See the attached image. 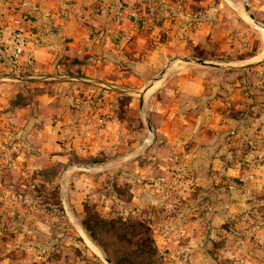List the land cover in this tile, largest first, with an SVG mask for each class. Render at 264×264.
<instances>
[{
    "label": "rangeland",
    "instance_id": "374dc122",
    "mask_svg": "<svg viewBox=\"0 0 264 264\" xmlns=\"http://www.w3.org/2000/svg\"><path fill=\"white\" fill-rule=\"evenodd\" d=\"M123 13L126 28L113 33L114 50L108 48L115 60L108 58L110 63L104 68L105 62L95 63L96 52L84 47L81 59L70 61L82 63L85 70L96 64L99 77L91 79L78 71L65 73L82 87L75 103H69L75 110L69 112L73 128L60 126L53 142L47 137L45 141L41 137L28 140L24 134L15 142L7 137L1 142L0 264H106L101 249L82 228L86 212L101 219L143 224L146 229L131 239L140 243L147 234L161 264H264V227L259 237H250L253 223L236 220L235 215L219 225L196 223L200 230L194 247L181 246L186 239L179 240L174 230L182 224L168 218V213L176 210L170 209L169 200L175 193L168 186L176 178L182 180L184 173L174 178L170 171L171 165L178 168L175 174L185 168V150L175 149L173 144L164 152L157 148L156 153L151 137L140 155L135 152L142 142V121L151 131L150 120L154 119L143 106L144 92L166 71H172L167 75L171 79L179 70L177 65L215 67L229 74L223 78L227 88L222 85L225 82L217 87L237 88L249 102L264 100V53L252 64L242 65L244 58L264 45V0H130ZM87 34L98 37L101 32L88 30ZM138 50L146 51L152 61L145 69L132 67ZM172 64L175 67L170 69ZM106 73L111 77L106 78ZM158 94L156 90L151 95L156 99ZM158 99L166 101L161 96ZM22 102L18 100L20 105ZM57 102L56 97L54 104ZM225 111L227 117L238 118L233 116L237 111ZM247 144L241 146L248 148ZM127 153L132 155L127 157ZM259 157L251 158V163L263 164ZM158 166L164 167L162 173L156 171ZM64 169L71 170L63 175ZM145 181L152 186L140 193ZM156 182L165 187L158 190L161 194L154 191ZM203 189L190 194L207 198L214 193L211 188ZM161 195L166 204L159 200ZM247 210L248 215L255 214L254 207ZM261 211L264 213V207ZM91 234L102 242L114 240L105 231ZM109 247L121 255V249Z\"/></svg>",
    "mask_w": 264,
    "mask_h": 264
},
{
    "label": "crops",
    "instance_id": "0c3cea01",
    "mask_svg": "<svg viewBox=\"0 0 264 264\" xmlns=\"http://www.w3.org/2000/svg\"><path fill=\"white\" fill-rule=\"evenodd\" d=\"M126 1L130 0H0V145L7 138L15 142L22 138V134L27 135L28 140L41 137L45 141L47 137L48 142H53L57 137L56 130L70 125L72 116L69 112L75 110L69 105L75 103L82 87L72 82L75 77L65 73L84 72L91 79L99 78L96 64L85 70L82 63L71 64L70 61L80 60L84 47L96 52L95 63L105 62L104 68L110 63L108 58L116 59L108 48L114 50L113 33L126 28L123 13ZM22 4L25 5L23 9ZM88 30L101 34L89 37ZM17 31L25 40L19 54H15L13 38ZM262 53L264 45L244 58L242 65L252 64ZM136 55L132 67L138 65L145 69L152 62L146 51L138 50ZM172 65L170 69L175 67ZM177 68L179 70L171 79L167 76L170 71H166L145 90L143 106L154 118L150 120L152 132L142 121V138L139 136L142 142L135 152L140 155L143 144L151 137H154L152 142L156 153L159 150L164 152L173 144L174 148L185 150V161L182 162L185 168L181 167L175 174L178 168L171 165L170 171L174 178L184 173L182 180L176 178L168 186L175 193L169 200L170 209L176 208L168 213V218L182 224L174 230L179 240L186 239L185 245L181 246L194 247L200 230L196 223L219 225L234 215L236 220L241 218L253 223L255 228L249 236L259 237L264 227L261 225L264 223L261 211L264 207V161L261 165L255 164L251 163V158L260 156L264 160V100L249 102V99H242L239 89L227 90L223 78L229 74L218 72L215 67L193 66L192 70L184 64L177 65ZM108 77L111 74L106 73ZM224 82L222 85L226 88L216 86ZM156 90L159 94L154 99L151 94ZM160 96L165 98L164 103L158 99ZM56 97L58 102L54 104ZM19 99L25 103L20 105ZM224 110L237 111L233 116L238 118L227 117ZM244 111L247 112L242 114ZM41 122L43 127L39 126ZM242 143H248V148L241 146ZM132 153H127V157ZM159 167L156 171L162 173L164 167L161 166V170ZM70 170L64 169L63 175ZM160 179L158 177L157 181ZM147 182L140 186V193L152 186ZM195 186L198 191L207 187L214 193L207 198L193 197L190 192ZM153 188L157 192L165 189L159 182L153 183ZM165 199L161 195L159 200L166 204ZM249 207H254L255 214H247ZM74 208L77 210L75 205ZM217 216L219 220L215 222Z\"/></svg>",
    "mask_w": 264,
    "mask_h": 264
},
{
    "label": "trees",
    "instance_id": "16d2710c",
    "mask_svg": "<svg viewBox=\"0 0 264 264\" xmlns=\"http://www.w3.org/2000/svg\"><path fill=\"white\" fill-rule=\"evenodd\" d=\"M82 220V228L85 233L94 241L101 249L103 255L110 261V264H161L160 256L157 253L155 245L147 234L140 238V243H134L131 236L137 232L146 229V227L138 221L124 223L118 218H104L102 216H95L89 212ZM100 217V218H99ZM103 218V217H102ZM93 225L88 226V223L94 221ZM98 222V224H97ZM97 228L93 229L95 226ZM94 226V227H93ZM111 234L114 240L103 242L95 238L91 232L93 231ZM113 230V233L112 231ZM114 231L119 233L114 234ZM109 246L118 247L121 249V255L112 252Z\"/></svg>",
    "mask_w": 264,
    "mask_h": 264
},
{
    "label": "built area",
    "instance_id": "2783aa9c",
    "mask_svg": "<svg viewBox=\"0 0 264 264\" xmlns=\"http://www.w3.org/2000/svg\"><path fill=\"white\" fill-rule=\"evenodd\" d=\"M24 4L21 5V8L23 9L24 8ZM13 38H14V41H15V44H16V49H15V54H19L21 52V47L22 45L24 44V38L22 36V34L17 31L13 34Z\"/></svg>",
    "mask_w": 264,
    "mask_h": 264
},
{
    "label": "water",
    "instance_id": "95a60500",
    "mask_svg": "<svg viewBox=\"0 0 264 264\" xmlns=\"http://www.w3.org/2000/svg\"><path fill=\"white\" fill-rule=\"evenodd\" d=\"M246 10V9H245ZM199 63H203V61H201V60H197ZM141 98V97H140ZM105 261H106V264H109V261L107 260V259H105Z\"/></svg>",
    "mask_w": 264,
    "mask_h": 264
}]
</instances>
